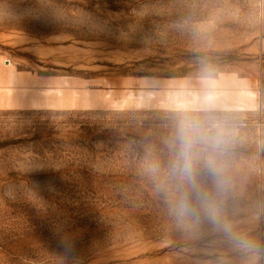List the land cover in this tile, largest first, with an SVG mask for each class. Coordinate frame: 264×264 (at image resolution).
I'll return each mask as SVG.
<instances>
[{
  "label": "rangeland",
  "instance_id": "1",
  "mask_svg": "<svg viewBox=\"0 0 264 264\" xmlns=\"http://www.w3.org/2000/svg\"><path fill=\"white\" fill-rule=\"evenodd\" d=\"M0 264H264V0H0Z\"/></svg>",
  "mask_w": 264,
  "mask_h": 264
},
{
  "label": "clouds",
  "instance_id": "2",
  "mask_svg": "<svg viewBox=\"0 0 264 264\" xmlns=\"http://www.w3.org/2000/svg\"><path fill=\"white\" fill-rule=\"evenodd\" d=\"M180 139L182 145V155L184 159V171L190 172L191 171V149L193 144V137L191 130L186 126H181L180 129Z\"/></svg>",
  "mask_w": 264,
  "mask_h": 264
}]
</instances>
